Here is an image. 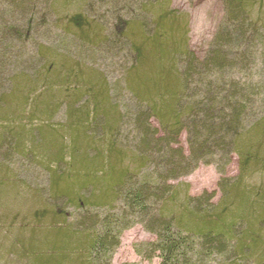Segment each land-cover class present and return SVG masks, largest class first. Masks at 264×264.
I'll list each match as a JSON object with an SVG mask.
<instances>
[{
	"label": "trees",
	"instance_id": "obj_1",
	"mask_svg": "<svg viewBox=\"0 0 264 264\" xmlns=\"http://www.w3.org/2000/svg\"><path fill=\"white\" fill-rule=\"evenodd\" d=\"M112 1L118 26L109 29L106 14L91 9L107 12ZM167 1H77L87 17L70 16L69 32L97 58L131 64L111 81L84 53L73 58L36 40L48 42L46 33L32 34L40 8L56 12L71 0H0V187L32 166L48 179L46 194L30 192L46 208L30 219L29 264H114L121 235L137 224L155 237L136 248L148 261L264 264V0H225L202 60ZM88 19H103L96 39L81 34ZM166 21L169 35L150 31ZM58 58L68 61L59 72ZM234 154L240 174L220 182L218 202L172 184L202 164L222 174Z\"/></svg>",
	"mask_w": 264,
	"mask_h": 264
},
{
	"label": "rangeland",
	"instance_id": "obj_2",
	"mask_svg": "<svg viewBox=\"0 0 264 264\" xmlns=\"http://www.w3.org/2000/svg\"><path fill=\"white\" fill-rule=\"evenodd\" d=\"M77 1L78 0H71V4L68 3L66 5L68 7H63L61 9L56 8V12H54L55 10L51 7L49 10L40 8L38 10L39 12H36L35 18H33L35 21V30L32 34L39 33L42 35V33H46L45 36L49 37L51 41L49 40L46 42L47 39H42L39 36V39L36 40L41 44L47 43L50 46H54L58 43V45H60V48L58 49L60 50V53L65 54L68 51V55L73 58H75L77 54H80V52L84 53L85 58L81 55L80 56L85 64L92 69L101 70L102 73L106 72L111 81L124 79L125 72L127 69L131 68V64L125 59L121 60L118 55L114 58L110 54L108 57L111 59L106 61L97 58L99 53L97 54L94 52V48L81 43L78 36L69 32L68 19L70 16H76L78 14L81 16L87 15L84 13L86 10H84L83 6L78 7ZM87 1L92 2L93 0ZM147 1L148 0H143L144 3H147ZM119 4L124 6L126 3L120 1ZM167 4V12L169 16L174 19L177 23L178 29L182 31L181 35L184 37L183 39H185L186 43L184 44L196 57L201 60L204 59L210 50L221 23L224 20L226 14L225 0H168ZM99 5L100 4L98 3L97 5L92 6V15L95 14L97 18L98 13L106 14L109 29H113L115 26L117 28L118 19L115 16V13L114 15L112 13L115 8V3L113 1L109 2L107 12H105V8L104 10H101ZM44 15L47 16L46 19H43ZM125 15L127 16V14ZM127 17L125 20L129 19ZM152 17H154V19L156 18L154 13L152 14ZM20 18L21 16H17V19ZM41 19L45 20V23L50 22L47 24L46 29L41 26ZM101 22H103V19L93 20V23H91L92 25L90 24L81 34H84V36H92V38L96 39L94 32L99 31L98 29L101 28ZM150 22H152V18ZM171 28L172 25L170 24V21H166L163 25H160L157 28L153 27L151 29L149 27L150 31H153L155 35H169ZM102 37H104V35ZM183 39H181V41ZM63 40L66 41L62 42ZM48 45L44 46L46 47ZM25 55V58H28L31 56V52L26 51ZM67 62L68 61L63 58H58L57 72L63 67L62 65L67 66ZM57 77L59 76L56 75V78ZM64 108L65 107H63V110ZM64 120V113L62 112L54 118V122L57 124L62 123ZM154 125H157V123L155 122ZM180 143L181 147L187 152L188 145L185 133L181 136ZM126 145L131 148L134 147L133 144L126 143ZM32 167L33 168H29L30 172L27 171L26 174H21V177L12 175L13 182H10L5 188L0 187V264L31 263L28 262L26 257L28 251L33 246L31 242L32 236L35 234V231L29 228L30 219L33 216V212L36 210L35 207H38L39 209V205H42V210H40L44 212L46 206H44L45 200H43L42 196L39 194H30V192L45 191L44 193L46 194V188L48 186V179L44 170L35 166ZM239 174V159L238 156L234 154L231 156L230 164L225 168V171L222 174L219 173L215 165L202 164L192 174L183 177L172 184L181 189L188 186L189 194L193 197H198L205 192H208L209 194L213 193L216 195V202H218L222 196L219 190L220 182L224 179H234ZM2 180H5V178L0 174V181ZM40 232L43 233L45 231L41 228ZM39 235L40 233L38 230L37 236L40 237ZM153 241H155V237L148 233L141 224H137L131 229L124 231L120 237V246L116 249L113 255V263L160 264L159 258L156 257L151 261L145 260L136 250V248H142L143 244Z\"/></svg>",
	"mask_w": 264,
	"mask_h": 264
}]
</instances>
